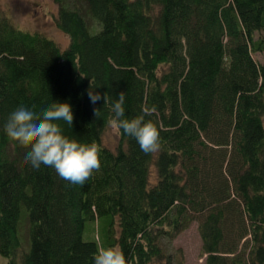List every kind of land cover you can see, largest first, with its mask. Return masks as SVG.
Wrapping results in <instances>:
<instances>
[{"label": "trees", "instance_id": "1", "mask_svg": "<svg viewBox=\"0 0 264 264\" xmlns=\"http://www.w3.org/2000/svg\"><path fill=\"white\" fill-rule=\"evenodd\" d=\"M54 2L64 48L0 8L7 264H93L109 245L127 264H185L170 244L193 222L205 264H264V63L253 57L264 54V0ZM92 88L102 93L95 104ZM121 91L127 117L158 125V150L143 152L119 127L116 148L101 142ZM22 98L71 104L65 134L102 148L85 183L23 159L30 141L3 128Z\"/></svg>", "mask_w": 264, "mask_h": 264}, {"label": "clouds", "instance_id": "2", "mask_svg": "<svg viewBox=\"0 0 264 264\" xmlns=\"http://www.w3.org/2000/svg\"><path fill=\"white\" fill-rule=\"evenodd\" d=\"M94 89H88L93 104L102 99V93ZM124 101L125 95L121 91L111 102L112 122L125 134L134 137L143 152L158 150L161 146L158 125L146 119L143 113L127 117ZM72 120V106L67 100L37 104L34 100L22 98L8 113L3 128L30 141L23 159L33 168L48 165L70 183L83 184L93 170L100 167L102 148L95 140L81 141L65 134L60 121L71 125ZM93 264H127V259L119 246H101L93 257Z\"/></svg>", "mask_w": 264, "mask_h": 264}, {"label": "rangeland", "instance_id": "3", "mask_svg": "<svg viewBox=\"0 0 264 264\" xmlns=\"http://www.w3.org/2000/svg\"><path fill=\"white\" fill-rule=\"evenodd\" d=\"M3 9L12 21L22 29L38 30L56 41L62 48L68 44V37L56 26L55 16L57 4L54 0H0ZM253 57L264 63V54L253 53ZM101 142L114 149L119 142L118 127L111 121L101 135ZM155 171L152 168V180ZM93 224L88 222L84 230V237L90 238ZM201 240L197 231V224L193 222L187 229L180 232L170 244V252L179 250L184 257L185 264H205L204 256L200 253ZM0 264H7V258L0 254Z\"/></svg>", "mask_w": 264, "mask_h": 264}]
</instances>
